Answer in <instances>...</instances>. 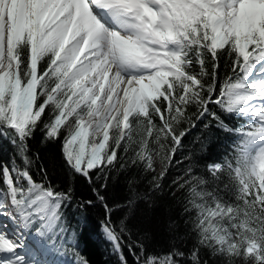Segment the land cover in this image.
Segmentation results:
<instances>
[{"label":"snow or ice","instance_id":"obj_1","mask_svg":"<svg viewBox=\"0 0 264 264\" xmlns=\"http://www.w3.org/2000/svg\"><path fill=\"white\" fill-rule=\"evenodd\" d=\"M198 124L208 135L170 193L172 243L150 250L130 220ZM38 131L94 199L44 169L34 178ZM214 133L227 143L198 173ZM0 141L13 151L0 163V264H89L67 211L96 205L113 264H264V0H0ZM134 169L150 174L146 191ZM114 173L127 185L119 222L103 191Z\"/></svg>","mask_w":264,"mask_h":264},{"label":"trees","instance_id":"obj_2","mask_svg":"<svg viewBox=\"0 0 264 264\" xmlns=\"http://www.w3.org/2000/svg\"><path fill=\"white\" fill-rule=\"evenodd\" d=\"M224 62L221 61V76L227 71L223 67ZM210 68V65H209ZM208 129L202 124H198L193 128L189 135L185 138V147L182 151H178L176 160L178 163L173 164L169 169L168 175L164 180V191L162 194L154 197V203L149 207L144 202H141L136 210L135 215L131 218L129 227L131 228V240L135 242L139 237L144 240L143 233L147 231L150 236L145 243L149 249L153 251H164L172 243V236L166 229V223L172 218H178L181 207L176 199L170 195L175 189L174 180H178L183 176L186 165L189 163L185 157L200 148L199 140L208 135ZM227 143L223 135L213 134L207 150L197 152L199 160L198 173H203L204 166L207 162L213 161L218 157L215 153L218 144ZM29 155L33 159L31 172L37 181L41 180V169L47 172L46 179L50 181L58 189H63L69 186L73 187V194L76 201H85L94 199L92 187L82 178H70L69 174L62 165L60 157L59 144H51L44 140L42 132H37L33 139L29 142ZM221 150L223 149L220 147ZM224 150V149H223ZM13 155L12 146L0 141V161H8ZM140 178V190L146 191L149 188L150 174H142L139 170L134 169L133 173ZM106 200L111 207L115 209L113 219L116 222L125 215V209L117 207L122 205L127 197V185L124 174L114 173L107 189L103 190ZM180 195V193H177ZM103 209L98 205L85 208H70L67 211L68 220L72 227L75 228L79 235V245L82 247V255L85 256L90 264H113L114 258L110 257L106 252V245L99 238V230L97 225L101 219ZM183 227L181 232H183ZM131 260V257H129Z\"/></svg>","mask_w":264,"mask_h":264}]
</instances>
